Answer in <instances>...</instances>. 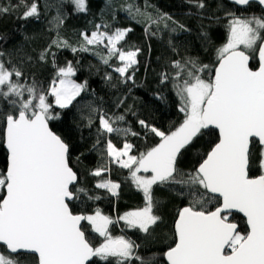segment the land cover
Wrapping results in <instances>:
<instances>
[{"label": "snow or ice", "instance_id": "6c2138e0", "mask_svg": "<svg viewBox=\"0 0 264 264\" xmlns=\"http://www.w3.org/2000/svg\"><path fill=\"white\" fill-rule=\"evenodd\" d=\"M114 0H104L111 7ZM194 6L200 20L199 37L205 51L215 59L203 63L199 57H183L171 61L174 72L162 71L160 83L171 82L179 98L183 120L170 130H161L144 119L138 124L159 138L138 154H131L134 144L125 140L117 148L112 139L106 141V164L91 170L89 175L101 177L110 171V164L128 169L135 188L142 193L143 207L125 212L113 219L99 209L94 214L73 211L81 194L87 199H100L87 194L80 184L75 163L84 153L75 155L76 147L69 138L56 130L55 122L62 119L57 109H68L88 90V81L78 83L73 77L77 68L72 61L64 66L56 62L57 49L73 53L93 51L103 45L107 55L94 51L103 64L112 67L116 57L120 66L114 67L120 82L134 81L139 64L140 48L125 50L121 42L133 31L131 27L111 29L109 24H96L90 34L81 32L79 47L65 39L60 29L66 20L64 6L71 4L75 13L89 11L87 0H53L44 4L45 14L55 8L56 15L49 23L55 38L39 53L40 62L51 63L54 78L42 87L32 78L28 83L23 70L5 62L0 51V146L3 148V167H0V264H91L93 258L109 264H264V12L247 14L253 3L264 9V0H227V4L243 9L239 13L227 7L224 0H186ZM19 19H39L41 8L37 0H0V15L19 12ZM121 11L144 25L146 35L157 36L161 31L191 32L185 24L168 13L156 9L149 0L143 8L127 2ZM103 11V9H101ZM223 12L226 18L222 42L212 37V25L219 24ZM155 13V14H154ZM113 20L115 13H113ZM207 21L205 25L204 21ZM103 28V30H101ZM6 37L0 34V41ZM25 40L32 37L25 36ZM118 45H121L118 47ZM169 45L172 41L169 40ZM173 51H176L173 47ZM27 61L32 57L28 55ZM256 66H252V62ZM79 63V62H77ZM130 69L132 70L130 72ZM207 74V75H205ZM111 87L112 75L106 73ZM131 92V89H128ZM157 97L163 99L157 94ZM127 96L118 98L116 107ZM87 127H92V114L100 111L88 105ZM131 111V107L126 109ZM135 115V113H132ZM99 129L93 149L100 136H139L130 127H120L125 116L99 114ZM216 130V140L199 155L191 171H184L180 162L188 152L199 153L198 141ZM146 132V134H147ZM257 174H253V173ZM180 186L187 203L176 213L171 243L159 254L141 255V245L125 235H112L110 226L120 221L130 229L151 235L164 223L162 200L155 188ZM121 185L111 179L95 184L118 196ZM209 205L212 207L210 208ZM235 214H242L245 229L241 231ZM83 221L91 232L103 238L94 245Z\"/></svg>", "mask_w": 264, "mask_h": 264}, {"label": "trees", "instance_id": "16d2710c", "mask_svg": "<svg viewBox=\"0 0 264 264\" xmlns=\"http://www.w3.org/2000/svg\"><path fill=\"white\" fill-rule=\"evenodd\" d=\"M32 0H27L30 4ZM41 8V16L39 19L29 18L28 20L19 19L18 16L22 13L23 8L19 12L12 14L0 15V34H3L6 39L0 41V51L5 53L3 59L5 62L11 61L17 67L21 68L25 74V79L28 83L32 82V78L39 82L42 87H47L49 82L55 76V70L51 63V57L48 62H40L39 53L55 38V30L49 31L52 25L49 21L56 15V9L50 8L45 14L44 4L46 0H37ZM52 3L53 0H47ZM143 8L144 0H127ZM227 7L236 10L238 13L243 9L234 5L227 4ZM89 11L87 13H75L71 4H66L63 13L66 15V20L60 29L61 35L69 40V42L79 47L81 40L80 33L88 32L89 34L95 30L96 24H109L111 30L116 27L133 29L126 38L124 45L125 50L135 46L141 49L138 60L139 64L135 66L133 84L129 81L127 85L120 82L119 74L113 69L120 66L121 62L113 57L110 61L112 67L103 64L98 55L94 51H101L107 55V49L100 45L89 46L93 51L73 53L70 49H57L53 47L52 52L56 53V62L59 66H64L67 61H72L77 68L75 78L79 82L88 81V90L77 97L73 105L68 109L57 111L60 112L62 119L55 122L56 130L69 138L70 142L76 147L77 152L74 154L73 160L75 163V155L84 153L80 157V162L75 163V167L80 173V184L87 189V194L91 196H99L100 199H87V196L81 194L79 201L74 202L73 211L82 214H94L97 209L104 215H109L113 219L123 215L125 212L134 210L138 207H143V196L132 184L128 169L120 168L117 164H110V171L102 173L101 177H93L89 172L96 167L108 162L105 154L106 141L111 138L117 148L123 147L125 140L135 145L131 154H138L144 151L148 146L158 142L155 137L146 129H143L139 124V119H144L151 124L159 127L161 130H170L183 120L184 114L179 111V98L176 96L172 88L171 82L166 84L160 83V73L167 71L174 72L171 67V61L179 60L183 57L193 56L199 57L203 63H211L215 59V55L211 51H205L203 41L199 37L200 20L195 15L194 6L186 3V0H149V3L154 5L156 9L163 13H168L174 20L185 24L191 29V32L161 31L157 36L146 35L144 25L137 23L121 11L120 7L126 3V0H114L111 7H105L104 0H87ZM211 7H215V0ZM103 9V11H101ZM261 8L252 4L247 10V14L260 15ZM113 13L115 19L113 20ZM155 14V13H154ZM222 19L219 24L212 25V37L217 45H219L224 36V24L226 18H223V12H219ZM207 25V21H204ZM103 30V28L101 29ZM32 37L25 40L24 37ZM169 40L172 45H169ZM121 45H118L120 47ZM175 47L176 51H173ZM30 55L32 60L27 61L26 57ZM79 62V63H77ZM252 66H256V62H252ZM132 70L130 69V72ZM110 73L113 77L112 84L116 87H111L106 81L105 75ZM207 75V74H205ZM131 89V92H128ZM162 96L163 99L157 97ZM127 96L125 103L119 108L116 107L118 98ZM93 105L100 111L92 114V127H87L90 109L88 105ZM131 107V111H126ZM106 112L108 115L125 116V121L119 124L120 127H130L133 131L140 133L139 136H118L113 134L111 137L107 135L100 136V143L93 149L97 139V129H99V114ZM135 113L133 115L132 113ZM147 132V134H146ZM218 133L211 130V135H204L199 141V153L193 154L188 152L184 155L180 162V167L184 171H191L193 166L199 159V155L203 154L209 147L210 142L216 140ZM0 167H3V148L0 146ZM254 175L257 173H253ZM102 179H111L113 182L120 183L121 187L118 190V196H112L106 189H97L95 184ZM181 189L178 185H172L166 188H155L156 195L162 200L161 214L164 217V223L155 228L151 235L141 233L137 229L127 228L120 223L110 226L112 235H125L132 240H135L141 245L139 252L141 255H147L149 252L162 253L171 243L172 226L178 210L185 206L187 197L180 194ZM211 208L212 206L209 205ZM235 220L239 222L240 229H245L244 218L235 214ZM86 234L89 235L91 242L98 245L103 238L98 234L91 232V226L84 223ZM91 264H109V261L100 260L98 257L93 258ZM114 264V261H113Z\"/></svg>", "mask_w": 264, "mask_h": 264}, {"label": "rangeland", "instance_id": "374dc122", "mask_svg": "<svg viewBox=\"0 0 264 264\" xmlns=\"http://www.w3.org/2000/svg\"><path fill=\"white\" fill-rule=\"evenodd\" d=\"M73 79H75L78 83H80L76 78H75V76L73 77ZM87 222V221H86ZM120 223H122V224H124V222L123 221H120L117 225L119 226L120 225Z\"/></svg>", "mask_w": 264, "mask_h": 264}, {"label": "water", "instance_id": "95a60500", "mask_svg": "<svg viewBox=\"0 0 264 264\" xmlns=\"http://www.w3.org/2000/svg\"><path fill=\"white\" fill-rule=\"evenodd\" d=\"M227 1V0H226ZM255 4V3H254ZM236 7H238V6H236ZM239 8V7H238ZM262 11H264V9H261ZM216 131V130H215ZM238 215H240V216H242L243 217V215L242 214H238ZM86 221H83L82 222V224H84Z\"/></svg>", "mask_w": 264, "mask_h": 264}]
</instances>
